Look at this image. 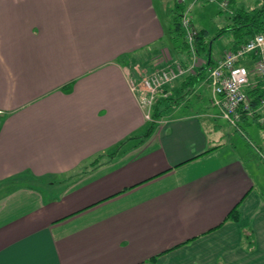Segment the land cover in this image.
I'll return each instance as SVG.
<instances>
[{
  "label": "crops",
  "instance_id": "obj_1",
  "mask_svg": "<svg viewBox=\"0 0 264 264\" xmlns=\"http://www.w3.org/2000/svg\"><path fill=\"white\" fill-rule=\"evenodd\" d=\"M169 1L0 0V264H264V197L210 93L138 144L130 81L171 65Z\"/></svg>",
  "mask_w": 264,
  "mask_h": 264
},
{
  "label": "built area",
  "instance_id": "obj_2",
  "mask_svg": "<svg viewBox=\"0 0 264 264\" xmlns=\"http://www.w3.org/2000/svg\"><path fill=\"white\" fill-rule=\"evenodd\" d=\"M220 6L226 7L225 3H220ZM187 14L188 11H185L182 15L181 25L194 54V31L191 30ZM223 53L206 75L210 105L217 110L218 118L246 138L239 126L243 118L256 122L259 127L264 126V35L256 34L233 51ZM195 67L194 62L187 68L175 63L154 70L140 80L130 81V91L136 97L146 121H151L154 101L168 96L169 93L164 91V87L172 85L181 76L193 73ZM255 97L257 100L253 105Z\"/></svg>",
  "mask_w": 264,
  "mask_h": 264
},
{
  "label": "trees",
  "instance_id": "obj_3",
  "mask_svg": "<svg viewBox=\"0 0 264 264\" xmlns=\"http://www.w3.org/2000/svg\"><path fill=\"white\" fill-rule=\"evenodd\" d=\"M206 2H209V0ZM214 3H217V5L225 3L226 7L220 6L218 11L219 15L222 14L225 17V24L212 36L207 34L203 29L196 31L191 28V30L194 31L192 40L194 54L196 56L205 57L204 63L201 66L195 67L196 70L194 73H189L177 79L174 87H164V91L170 94L163 99H157L154 101L150 114L152 122L149 123L148 129L139 138L138 144H142L143 141L151 135L154 130V122L164 116L163 113L165 110L172 108L174 103L181 102V100L188 103V98L194 93L195 87L206 79L208 70L210 67L214 66L217 61H215V59L219 56L213 49L215 40H220L221 37H225L226 42L223 49H226V51H233L240 45L249 41V39L256 36V34L264 35V0H216ZM165 7L166 15L168 16L167 20L170 25L167 30L165 41L167 45L170 44L172 46L169 48V55L172 56L173 60H178L181 66L187 68L191 59L189 54L191 51L189 43H187L186 40V32L181 25V17L186 11V5L185 3L183 4L181 0H172L169 1V3H166ZM123 59V62L125 61L126 63L127 58ZM256 100L257 98L255 97L252 102L253 105L256 104ZM244 120L245 119L243 118L241 121ZM261 127L264 129V126ZM124 144L125 143H122L121 145ZM212 151L213 149H210L204 154ZM257 152L259 157H264V151L257 150ZM227 217L226 221H237L239 219L238 207L233 209Z\"/></svg>",
  "mask_w": 264,
  "mask_h": 264
},
{
  "label": "rangeland",
  "instance_id": "obj_4",
  "mask_svg": "<svg viewBox=\"0 0 264 264\" xmlns=\"http://www.w3.org/2000/svg\"><path fill=\"white\" fill-rule=\"evenodd\" d=\"M187 3L190 4L189 1H187ZM159 5H160V0H155V6L157 9L159 8ZM198 11H201L202 13H197ZM187 15L188 18L191 20V28H194L193 30L198 31L199 29H203L206 31L207 34H210V36L216 33L220 29V27H222L225 24V17L222 14L219 15V12L216 9V7L210 4L198 3L196 4V6L193 7L192 11ZM225 42H226L225 37H221L220 40L214 41V45H213L214 52L216 51V53H218L219 55L216 60L221 59V57L224 54L223 52L226 51V49H223ZM162 52L164 55L163 60L168 59L170 63H175V61H177L171 58V55H169L167 49L166 51L165 49H163ZM189 54L191 58L189 62L190 63L194 62L196 67L201 66L204 63L205 57L196 56L192 52ZM152 71L154 70L140 72L138 74L139 77L137 80H140L141 77L148 75ZM203 82L204 81H202L199 84L200 86L198 85L199 90L197 88V92L199 95H195L196 98L198 97L199 99L200 98L204 99V97H208L209 89L205 86L206 82L205 84H203ZM190 101L193 102L194 97L190 99ZM203 101H205L204 104L206 105L207 100L204 99ZM209 106L211 107L210 101H209ZM221 124L223 127V131L226 135V138L229 140L231 144L236 146L238 153H242L240 155H242L241 157L244 159L247 169L252 172V175L254 176V180L256 181V189L264 197V163L262 158L259 157V155L257 154V150L264 151L263 149L264 147L262 145L264 141L263 128L261 126L259 127L257 125H254L253 123L249 124L248 126H246L243 122L239 123L241 130L243 131L244 134H246V138H245L237 129L235 130L234 128L230 127L227 123L221 121Z\"/></svg>",
  "mask_w": 264,
  "mask_h": 264
}]
</instances>
